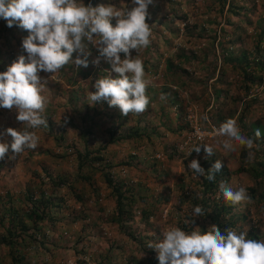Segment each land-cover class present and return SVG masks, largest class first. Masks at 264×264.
<instances>
[{
  "label": "rangeland",
  "instance_id": "1",
  "mask_svg": "<svg viewBox=\"0 0 264 264\" xmlns=\"http://www.w3.org/2000/svg\"><path fill=\"white\" fill-rule=\"evenodd\" d=\"M109 3L124 8L131 5V0H96V5ZM234 3L241 8L238 14L227 11L225 4L220 16L212 11L218 7L216 0H153L149 5L151 19L146 22L152 28L151 43L149 50L141 49L136 54L142 52L138 58L147 60L146 79L151 81L148 87L155 90L167 87L177 95V102L170 108H163L160 101H151L140 116L135 113L124 116L117 107L104 116H95L98 119L92 133L84 135L80 115L85 109L87 113L92 111L89 92L95 89L91 85L99 76L105 77L110 72L107 66L104 71L107 63L103 60L97 66L91 64L98 55L96 46L88 44L91 56L87 68L77 70L69 63L72 68L67 76L60 70L55 74L40 73L49 77L47 91L42 93L48 100L44 113L51 117L54 137L60 135L62 141H54L40 128L29 129L39 137L37 148L26 149L12 159L9 149L0 159V217L8 201L20 211L29 209L31 203L25 200L28 193L32 194V201L44 197L53 202L51 219L37 224L39 233L33 232L26 222L29 231L21 234L27 242L24 241L26 246L20 253L23 257L20 264H154L152 259L159 264L149 242L162 237L167 228H181L186 219L192 218V205L182 198L188 197L193 184L199 181L200 174L190 167L193 160L201 165L214 156L226 169V184L234 191L244 187L250 196V188L260 192L248 172L241 168L262 162L264 152L256 153L255 147L226 152L217 143L219 138L213 135L225 119L235 120L244 133L250 131L249 126L254 122L264 125V67L251 65L264 61V34L261 36L264 0H234ZM112 24L115 26V19ZM200 29L205 32L198 35ZM24 37L20 31L0 30L2 65L8 66L18 55H26L21 47ZM225 51L231 52V57L244 51L249 54L250 65L246 68H242L244 64L224 65L221 59L229 57ZM180 55L190 59L182 60ZM169 58L172 63L180 62V69L187 74L188 85L184 90L164 76V60ZM220 67L224 71L222 77L218 72ZM85 69L89 72L82 78ZM243 69L254 78L260 77V81L251 84L244 80ZM76 87L83 89L82 105L68 102V92ZM214 90L220 91L218 99ZM15 116L14 109L0 108V143L12 142L4 134L7 128L25 127ZM178 124L182 126L176 130ZM195 127L208 133L201 141L191 137ZM135 128L145 129V135L138 140L125 138ZM112 132L119 140L110 143ZM84 137L93 151L103 146L101 155L110 167L102 169V173L108 171L111 179L131 186L135 192L130 219L124 226L109 222L115 205L102 181L101 167L94 164L77 169L75 152L83 151ZM198 146L199 153L195 151ZM203 146L210 147L212 154L207 155ZM250 151L254 156L250 157ZM82 176L88 181L82 180ZM59 179L61 184L56 185ZM258 198L254 194L251 202L234 205L233 213L238 219L247 213L246 221H238L234 229L239 232L247 227L246 238L254 239L250 236L254 231L255 240L264 241V207L258 210L255 206ZM145 212L146 222L142 219ZM199 223H202L200 218H196L195 225L186 224V228L192 231ZM29 234L33 241L26 239ZM0 264H10L5 246H0Z\"/></svg>",
  "mask_w": 264,
  "mask_h": 264
},
{
  "label": "clouds",
  "instance_id": "2",
  "mask_svg": "<svg viewBox=\"0 0 264 264\" xmlns=\"http://www.w3.org/2000/svg\"><path fill=\"white\" fill-rule=\"evenodd\" d=\"M152 3L153 0H131V5L117 8L111 3L86 6L83 0H0V20L9 28L15 24L28 33L21 44L26 55H18L7 70L0 73V108L14 109L15 119L25 126L20 130H5L4 134L10 136L12 142L10 145L0 143V159L9 149L12 159L26 149L37 148L39 137L29 129L48 127L42 115L48 100L42 93L47 91L49 77L40 73H58L69 63L77 70L87 68L91 56L89 43L96 46L98 52L91 64L97 66L103 60L110 66L108 75L91 85L95 89L89 92L91 105L107 102L109 107H118L124 116L147 109L150 99L146 89L151 81L146 79L143 60L132 52L138 53L151 43L152 28L146 21L151 19L148 8ZM111 73L117 74V78H112ZM160 100L166 102L167 94L161 93ZM213 135L219 138L217 143L226 152L258 147L254 138L244 133L233 119L226 120ZM195 151L199 153L201 147ZM203 151L212 154L210 147L203 146ZM249 155L254 156V152L250 151ZM190 167L195 173H203L197 160L191 161ZM222 167L219 161L214 165L216 171ZM219 191L224 200L233 205L252 199L244 187L234 191L223 181ZM207 214L202 205H196L192 218L185 223L193 226L196 218ZM193 228L185 232L179 227H169L162 237L149 242L159 264H264V241L246 238L247 227L239 232L231 228L222 232L216 224H210L204 232L199 227Z\"/></svg>",
  "mask_w": 264,
  "mask_h": 264
},
{
  "label": "trees",
  "instance_id": "3",
  "mask_svg": "<svg viewBox=\"0 0 264 264\" xmlns=\"http://www.w3.org/2000/svg\"><path fill=\"white\" fill-rule=\"evenodd\" d=\"M218 3V7L215 9H212V11L217 12L218 16L222 13L223 7L225 4H227V11H231L233 14L237 11H239L241 8H237L235 6L234 0H216ZM84 3L86 6L91 3L92 6H96V0H84ZM238 14V12L236 13ZM0 30L1 32H11V30L20 31V33L24 34L25 36L28 35L27 31L20 29L15 24L13 27L9 28L6 26V22L4 20H0ZM200 32L198 35H201L205 32V29H200ZM264 30L261 33V36H263ZM211 39H214V37ZM88 48H90L88 46ZM149 50V48L144 49L143 52ZM224 53H227L228 56L231 55V52L225 51ZM143 53L141 52L139 55L136 53L132 54L133 56H140ZM123 55V54H122ZM249 54L242 51L239 56L236 57H229L221 59L222 63L224 65H231L241 67V64H244L242 68L248 67L250 64L247 60ZM190 55V57H192ZM206 56V55H205ZM181 57V58H180ZM180 59L182 60H189L190 57H187L185 55H180ZM15 59L10 60L8 63V66L2 65L0 63V73L7 70V67H9ZM144 62V71L146 66V61ZM215 64V61H213ZM251 65L255 67H264V61H261L259 63L252 62ZM110 67L109 64H105L104 71L106 72L107 68ZM222 67V66H221ZM220 67L218 70L220 76H223V69ZM262 67V68H263ZM71 65H65L63 68L60 69V72L65 74V76L69 75L71 72ZM88 69H85L84 73H80L82 78H85V76L88 74ZM244 73V80H247L249 83L259 82L260 77L254 78L251 73H246L244 69L242 70ZM102 76V75H101ZM99 76V78H101ZM106 76V75H105ZM164 76L169 80V82L173 83L174 85H177L178 87L184 88L188 85V78L187 74L183 69H180V62L172 63L171 59H165L164 60ZM114 77L117 78V74L114 73ZM113 77V78H114ZM246 88V87H244ZM95 91V90H94ZM93 91V92H94ZM83 89L76 87L75 89L68 92V102L71 103L73 101L79 102V104L82 105V94ZM161 93L167 94V101H161L160 95ZM215 98H219L220 91L214 90ZM146 95L149 97L150 102L156 101L161 102L163 108L164 107H171L177 102V95L172 92L167 87H161L158 90H155L151 87H147L146 89ZM86 106V105H85ZM117 107H109L107 102H101L95 105H92V111L90 113H87L88 110L85 109L84 112L81 113V121L83 125V134L84 135H90L92 133V129L96 125L97 119H94L95 116H104L105 112L108 110H114ZM181 108L178 107L177 110V118L178 121H180L181 116ZM47 119V125L48 127L41 126L40 129L45 130L49 136L56 142H61L62 137L58 135L57 137H54L53 135V123L51 121V117L49 114H42ZM140 116V114H137ZM100 116V117H101ZM92 117V119H91ZM119 116H117L118 118ZM242 118V117H241ZM241 118L239 120H241ZM220 121H224V119L219 118ZM226 121V119H225ZM182 125H177L176 130L180 128ZM183 128V127H182ZM249 132L246 133L249 137L254 138V143L258 147L256 148V153L263 151L264 152V125L259 124L258 122H254L249 126ZM145 129L141 128H135L130 130V135H125V138H136L137 140L140 139L143 135H145ZM259 131V136H256V132ZM142 132V133H141ZM115 132H112L110 134L109 142L112 143L113 141H118L119 138L114 137ZM84 149L82 152H75V157L77 160V169L80 170L83 167H93L94 164H97V167L100 168L101 177L104 185L106 188L110 190V194L114 199V208L115 212L111 215V218L109 220L112 224H117L119 226H124V224L130 219V204L134 201L135 192L131 186H125L121 183L115 182L113 179L110 178L108 171H104L102 173V169L105 170L106 168L110 167L109 164H107L104 157L101 155V152L104 150L102 147H99L95 151L90 149V147L87 145V137H84ZM241 157L244 158V153L241 154ZM126 163L125 165H127ZM216 164V159L214 156H211L208 160L203 161L200 165V167L203 170V173L199 176V181L193 184V187L191 191L189 192L188 197L182 198V200H186L191 203L192 208H194L196 205H202L204 209L208 211V214L202 218L201 224L199 223L197 226L201 229L202 232L207 231L210 224H216L219 226L221 231L223 232L225 229L231 228L234 229L236 223L238 221H246L247 213L243 215L240 219L237 218V215L233 213L234 205L230 202H227L224 200L222 194L219 191V184L221 181L224 183L228 180V175L226 172V169L222 167L219 171H216L214 168V165ZM242 170L248 172V174L251 176V178L254 180V184H256L257 188L260 189V192H256V189L250 188L249 192L251 193V197H254V194H257L258 201H256L255 206H257L258 210L263 209L264 207V160L262 162L258 163H248L247 167ZM209 176H214V179L210 180L208 179ZM82 180L88 181L86 176L81 177ZM61 184V180H58V183L56 185ZM32 194L28 193L25 196V200L31 203V207L26 210H19L15 209L8 201L4 209H2L3 215L0 217V228L2 229V233H0V246H5L8 252L9 256V262L10 264H20L23 261V257L20 255L21 250L26 246L25 239L21 237V234H27L29 231L28 226L26 222H29L32 228L33 232H38L39 229L37 228V224L42 222L43 220H50V209L52 208L53 202L49 200V198H44L41 194V197L38 200L35 199L32 201ZM263 201V202H260ZM57 202V201H56ZM143 202V200H142ZM143 212V210H142ZM145 214V215H144ZM149 214V213H148ZM142 219L144 222L147 220V213H143ZM206 223V225L204 224ZM194 226V225H193ZM207 227V228H205ZM181 230L185 232H191L190 227L186 228V224L181 225ZM187 229V230H186ZM254 232V231H253ZM250 232V236H252L254 239H257V236ZM32 234L27 235V240H32L31 238ZM133 238V237H132ZM135 239V238H134ZM27 242V241H26ZM152 263L155 264V260H150Z\"/></svg>",
  "mask_w": 264,
  "mask_h": 264
},
{
  "label": "built area",
  "instance_id": "4",
  "mask_svg": "<svg viewBox=\"0 0 264 264\" xmlns=\"http://www.w3.org/2000/svg\"><path fill=\"white\" fill-rule=\"evenodd\" d=\"M208 133L199 127H195L192 132L191 137H195L197 140L201 141L204 137H206Z\"/></svg>",
  "mask_w": 264,
  "mask_h": 264
}]
</instances>
